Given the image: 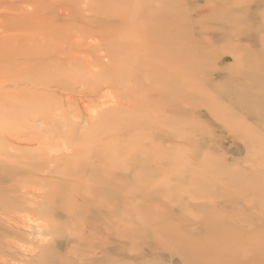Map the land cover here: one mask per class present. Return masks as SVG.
<instances>
[{
	"label": "rangeland",
	"instance_id": "rangeland-1",
	"mask_svg": "<svg viewBox=\"0 0 264 264\" xmlns=\"http://www.w3.org/2000/svg\"><path fill=\"white\" fill-rule=\"evenodd\" d=\"M11 72L53 111L23 128L41 144L0 118V165L96 156L103 211L0 226V264H264V0H0V94Z\"/></svg>",
	"mask_w": 264,
	"mask_h": 264
},
{
	"label": "bare ground",
	"instance_id": "bare-ground-1",
	"mask_svg": "<svg viewBox=\"0 0 264 264\" xmlns=\"http://www.w3.org/2000/svg\"><path fill=\"white\" fill-rule=\"evenodd\" d=\"M161 32L163 34V32L165 31L161 30ZM182 46H184V44ZM170 51H173L172 48L170 49ZM185 55H183V57ZM184 70H186V68ZM11 73L12 74L7 78L4 77L5 79L1 81L2 84H9L14 81H24L22 79H26L28 82L15 89H5L0 94V118L3 120L2 122L8 121L9 125H11L13 129L12 133L7 132L6 134L9 135L10 139L12 137L15 142H19L21 144H41L42 137L39 135V133L31 134V132H24L23 128H27L29 125L33 124V122L35 123L36 121H38V119H40L41 117L43 118L49 116V114L53 111L50 108H45V104L47 102V94L43 91H40L36 84L30 83V81H35V78L31 79L28 74L24 75L23 73L18 72ZM46 82L40 83L45 84ZM180 98L183 99V96L181 95ZM128 103L129 102H127V104ZM255 110H259V108ZM262 111H264V109ZM260 112L257 114L260 115ZM261 120L264 121L263 118ZM37 153L38 152L36 151V154L32 153L26 155L27 158H25L26 160L24 162L19 160H16L14 162L13 160L8 159L11 161L7 162L9 164H11L10 162H12L13 167L4 164L0 165V182L6 183L3 188H0V226H4L5 228H7V230L10 229L11 232L17 234H19L20 232H26L27 234L31 235L37 232V234L45 235L47 233L53 235L54 230H58L59 228L61 229L65 225H68L69 223H71L69 221L73 222L78 219H85L87 216L94 217L95 214H93L94 211L92 206L100 208V201L94 198V193H89L87 191L91 186H97L98 184L95 179V177L99 178L100 176L98 171L99 165H97V157L93 156L91 158L89 154L85 156L80 154L76 158L77 161L75 163H69L72 168L77 170L84 166L87 169L92 168V170L96 171H89V177H81L78 175L77 171L71 173L67 170L66 172H63V176L61 177V170L57 165V156H51L48 161L49 163L46 165L45 162L41 160V158L37 159ZM35 155L37 158H35ZM93 159L95 160L93 161ZM69 164L67 167H69ZM47 166L49 168H47ZM98 174L99 176H96ZM72 181L77 182L79 186L82 187V193L85 192L87 194L79 196V198L75 197L78 200L77 207L69 206L70 199L67 200V198L69 197L66 195L67 193L69 195L71 187H75V184ZM94 199H96V201ZM99 210L103 211L101 208ZM26 214L30 215V217L27 218ZM58 217H60V219H62L63 221L59 222V224H55V220ZM31 231L35 232L33 233ZM83 241L85 243H92L91 238ZM0 243H4L3 239H0ZM33 249L35 252V248Z\"/></svg>",
	"mask_w": 264,
	"mask_h": 264
}]
</instances>
